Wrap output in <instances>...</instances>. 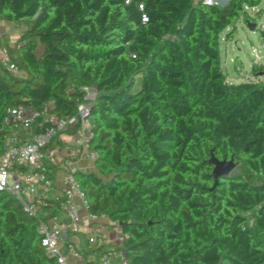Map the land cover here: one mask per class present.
Segmentation results:
<instances>
[{"label":"trees","instance_id":"16d2710c","mask_svg":"<svg viewBox=\"0 0 264 264\" xmlns=\"http://www.w3.org/2000/svg\"><path fill=\"white\" fill-rule=\"evenodd\" d=\"M261 1L0 0V21L28 22L6 45L20 73L0 69V155L8 107L74 116L89 103L105 178L78 180L88 212L127 233L129 264H264V66L252 65L257 81L230 82L220 54V32L257 23L263 10L246 7ZM211 152L242 164L213 189ZM0 264H57L37 220L1 190Z\"/></svg>","mask_w":264,"mask_h":264},{"label":"built area","instance_id":"2783aa9c","mask_svg":"<svg viewBox=\"0 0 264 264\" xmlns=\"http://www.w3.org/2000/svg\"><path fill=\"white\" fill-rule=\"evenodd\" d=\"M203 1L219 6L228 2ZM0 49V69L4 67L14 74L20 73L18 67L10 62L7 47ZM261 57L255 53V61H260ZM259 65L264 66L263 62ZM261 78V75L251 74L243 80L257 81ZM51 108L50 104L42 109L24 104L7 108L3 118L5 139L0 155V190L11 193L23 211L37 220L41 245L57 264H80L78 261L84 256L71 236L81 232L87 233V241L92 246V258L88 264H129L125 250L127 233L119 222L110 220L108 216L88 212L87 195L78 180L81 171L78 160L86 158L95 162L98 158V152L89 146L93 136L90 104H79L74 116L59 115ZM70 127H74L72 132H68ZM65 134L73 139L75 148H67L66 142L61 141V135ZM51 163L61 165L64 171V216L53 211L58 198L52 196L54 179L49 169ZM80 205L87 210L86 224L83 223ZM106 240L112 244L102 250Z\"/></svg>","mask_w":264,"mask_h":264},{"label":"rangeland","instance_id":"374dc122","mask_svg":"<svg viewBox=\"0 0 264 264\" xmlns=\"http://www.w3.org/2000/svg\"><path fill=\"white\" fill-rule=\"evenodd\" d=\"M226 3L227 2L222 3L223 6ZM246 9L250 14L254 13V9H262V18L256 23V25H262L264 27V0H262L254 9L252 7H246ZM1 24L2 23H0V25ZM27 25L28 22H21L18 27L21 28V31H23L25 30ZM230 29L231 27H228L220 32L221 66L226 73L227 80L230 82H237L243 80L246 75L252 74L253 63L259 65V63L263 62L264 64V40L260 38L259 31L257 29L252 30L248 26L244 17H241L236 23V35L233 38L228 37ZM17 34H15L14 37H16ZM6 35L8 34H4V44L9 45L10 39L6 37ZM253 47H256L258 49V53L262 56L260 61H254L255 53L253 51ZM42 51L43 45L41 43H38L36 52L41 53ZM237 58H239V61H237ZM236 61L237 65L235 64ZM86 91L87 95H92H86L88 99L94 98L96 96V91L94 87H89ZM93 171L99 174L101 178H105V176L100 174L96 168H94ZM240 172H242V164L237 163L236 166L231 170V173ZM253 230L256 231V228L253 227Z\"/></svg>","mask_w":264,"mask_h":264},{"label":"crops","instance_id":"0c3cea01","mask_svg":"<svg viewBox=\"0 0 264 264\" xmlns=\"http://www.w3.org/2000/svg\"><path fill=\"white\" fill-rule=\"evenodd\" d=\"M224 1H226V0H224ZM21 22L23 23V21H21ZM21 22H17V23L8 22V21L0 22V23H2L0 25V48L2 46H6L4 44V37H5L4 34H6V33L8 34V35H6V37H8L10 39L9 45H14L16 43V41L18 40L19 36L24 31V30L21 31V28L18 27V25ZM15 34H17L16 37H14ZM43 50H44V45H43ZM253 51H254V53H257L258 55H260L258 53V49L256 47H253ZM41 53H37V54H41ZM1 56H2V53H1V49H0V57ZM252 74H253V72H252ZM237 82H239V81H237ZM88 95H90V94H88ZM90 96H92V95H90ZM61 138H62L61 141H65L66 142V143H64V145H66L67 148L68 147L75 148L74 141L68 134L61 135ZM63 154H65V153H63ZM78 165L80 166L81 171H83V172H91L95 168V162L92 161V160L86 159V158H80L78 160ZM49 169H50V172L53 175V179H54V191L52 193V196L54 198H58L57 200L61 201V199H62V190H63V187H64V183H63L64 171H63L61 165H59L57 163H51L49 165ZM55 209H56L55 211H57L60 215H62V216L65 215V210L63 208V202L61 203V207H59V208H57V202H56ZM79 210H80V212L82 214V217H83V223L86 224L87 223V218H86L87 210L81 205L79 207ZM104 220L106 221L107 219H104ZM71 239L78 245V247L80 248V250H81V252H82V254L84 256L83 260L78 261V263H80V264H83V262L86 263V264L90 263L91 258H92L91 254H90V250H91L92 246L87 241V233L86 232H81V233H78V234H74V235L71 236ZM111 244H112L111 242L106 240L105 243H103V246H101L102 250H105L107 247H110Z\"/></svg>","mask_w":264,"mask_h":264},{"label":"water","instance_id":"95a60500","mask_svg":"<svg viewBox=\"0 0 264 264\" xmlns=\"http://www.w3.org/2000/svg\"><path fill=\"white\" fill-rule=\"evenodd\" d=\"M248 26L252 30H258V26L255 22L247 21ZM208 163L213 165L212 176L214 178V184L212 189L218 184L219 178L228 177L231 173V170L236 166V162L234 158L231 159H220L215 156L213 152H211L210 158L208 159Z\"/></svg>","mask_w":264,"mask_h":264},{"label":"clouds","instance_id":"9594fccd","mask_svg":"<svg viewBox=\"0 0 264 264\" xmlns=\"http://www.w3.org/2000/svg\"><path fill=\"white\" fill-rule=\"evenodd\" d=\"M145 20H147V17H145Z\"/></svg>","mask_w":264,"mask_h":264}]
</instances>
